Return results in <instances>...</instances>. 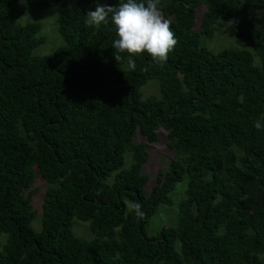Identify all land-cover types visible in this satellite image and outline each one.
Segmentation results:
<instances>
[{"label": "trees", "instance_id": "trees-1", "mask_svg": "<svg viewBox=\"0 0 264 264\" xmlns=\"http://www.w3.org/2000/svg\"><path fill=\"white\" fill-rule=\"evenodd\" d=\"M122 2L0 0V264H264V0H161L177 43L134 68L110 17L85 23ZM55 7L65 45L35 56L42 25L18 20ZM218 32L245 49L210 52L202 39ZM153 80L160 96L143 98ZM159 134L172 157L148 190ZM174 204L178 223L147 236Z\"/></svg>", "mask_w": 264, "mask_h": 264}, {"label": "rangeland", "instance_id": "rangeland-1", "mask_svg": "<svg viewBox=\"0 0 264 264\" xmlns=\"http://www.w3.org/2000/svg\"><path fill=\"white\" fill-rule=\"evenodd\" d=\"M77 0H63V3L68 6H74ZM202 11V10H200ZM169 25L172 24V18H165ZM57 20H58V7L43 10L37 13H29L26 16L22 17L18 20V23L21 25H26L28 23L38 22L42 25V30L39 33L38 37H44L46 42L40 46H38L34 51L33 55L39 57H45L51 55L54 51L58 48L65 45L63 39L58 34L57 31ZM202 44L207 47V49L212 52L216 53L223 49H245L243 45H238L234 39H231L227 36L222 34L215 33L210 38H203ZM259 62V61H257ZM159 84L158 81H150L147 85L141 88L140 92L143 95V98H147L149 96L158 97L159 90L157 85ZM161 134V133H160ZM159 134L160 142L158 144L147 145L149 155L148 162L144 165L142 172L146 175H149L150 181L146 186V189L150 190L152 186L155 184L156 174L160 169H164L167 163L163 162V158H170L172 154L167 150L166 144L162 141L161 135ZM126 167L129 165V160L126 157ZM183 186V183L177 184L175 187V191L171 194V198L174 202L176 199L174 193L177 190H180ZM36 187L40 189L39 192L33 195V206L38 211V216L32 223V227L35 231L41 230V207L43 201V195L45 190V185L41 180H38L36 183ZM181 196V192L179 193ZM176 203V202H175ZM178 204V203H176ZM174 204L172 208L167 209V213L165 207H161L158 210L157 215L152 218L149 224V232L147 228V236H153V234L157 233L159 227L162 225L166 226H175L178 223V206ZM177 215V216H176ZM72 231L77 237H81L84 239H91L92 236L89 223L80 222L77 220L73 221Z\"/></svg>", "mask_w": 264, "mask_h": 264}, {"label": "clouds", "instance_id": "clouds-1", "mask_svg": "<svg viewBox=\"0 0 264 264\" xmlns=\"http://www.w3.org/2000/svg\"><path fill=\"white\" fill-rule=\"evenodd\" d=\"M161 9V0H124L115 8L97 3L94 10H89L84 17L89 26L106 23L110 17L117 36L112 42V49L126 54L128 66L134 68L133 57L145 52L154 60L165 62L177 43ZM114 58L117 62L125 57L115 55ZM253 126L257 130H264V123L259 120ZM133 207L137 217L142 218L141 205L134 204Z\"/></svg>", "mask_w": 264, "mask_h": 264}]
</instances>
